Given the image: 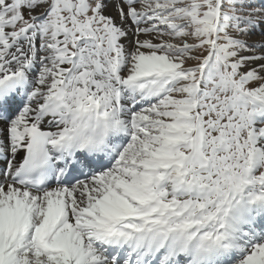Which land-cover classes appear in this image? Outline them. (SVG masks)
<instances>
[{"label":"snow or ice","instance_id":"snow-or-ice-1","mask_svg":"<svg viewBox=\"0 0 264 264\" xmlns=\"http://www.w3.org/2000/svg\"><path fill=\"white\" fill-rule=\"evenodd\" d=\"M0 264H264V0H0Z\"/></svg>","mask_w":264,"mask_h":264}]
</instances>
